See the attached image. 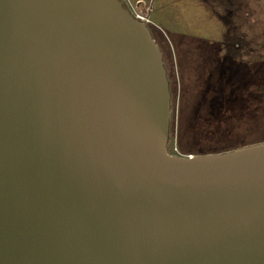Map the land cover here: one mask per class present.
<instances>
[{"label":"water","instance_id":"obj_1","mask_svg":"<svg viewBox=\"0 0 264 264\" xmlns=\"http://www.w3.org/2000/svg\"><path fill=\"white\" fill-rule=\"evenodd\" d=\"M170 98L124 0H0V264H264V141L171 153Z\"/></svg>","mask_w":264,"mask_h":264},{"label":"trees","instance_id":"obj_2","mask_svg":"<svg viewBox=\"0 0 264 264\" xmlns=\"http://www.w3.org/2000/svg\"><path fill=\"white\" fill-rule=\"evenodd\" d=\"M190 40L175 51L178 152L204 155L263 142L264 60L253 56L240 63L220 54V45L203 51Z\"/></svg>","mask_w":264,"mask_h":264},{"label":"flooded vegetation","instance_id":"obj_3","mask_svg":"<svg viewBox=\"0 0 264 264\" xmlns=\"http://www.w3.org/2000/svg\"><path fill=\"white\" fill-rule=\"evenodd\" d=\"M135 15L141 12L146 17L144 21L155 44L157 45L162 59L164 60L165 43L171 46L168 35L179 34L184 37L185 31L177 28L171 22L184 20L189 17L197 18L199 14H206L216 20L222 28L224 35L230 38V57L238 52L259 57L264 60V0H124ZM238 22L241 24L238 25ZM199 28L201 23H198ZM208 27H204L207 29ZM243 35L255 38L260 35V48L255 50L252 42L246 43L245 36H234L232 32L240 30ZM243 41V43H242ZM183 45L185 43H182ZM226 44V43H225ZM187 45V44H185ZM220 45L221 44H212ZM227 45V44H226Z\"/></svg>","mask_w":264,"mask_h":264},{"label":"rangeland","instance_id":"obj_4","mask_svg":"<svg viewBox=\"0 0 264 264\" xmlns=\"http://www.w3.org/2000/svg\"><path fill=\"white\" fill-rule=\"evenodd\" d=\"M174 26L177 28H181L183 31H185V27H187L186 31L184 34V37L188 38L185 39L179 34H171L168 35V38L171 40V46L167 43H165V51H164V66L167 72L168 76V81H169V89H170V111H171V118H170V123H169V132H168V141H167V150L171 153H175L174 150H177L176 147V138H177V129L179 125V117H178V110H179V105H180V92H181V84L178 81V74H177V60L179 58L175 57V51H177V48L181 45V42H186L188 43L191 41L190 39H195L193 43H195L198 47L199 50H206V47H208L210 44H221V53L224 55L229 54L228 46L230 42L229 36L224 35L222 32V28H220V24L214 20L211 19L208 15L206 14H199L197 18H192L189 17L184 20H177L175 22H171ZM198 23H201V27L199 28ZM240 23L238 22V25ZM241 25V24H240ZM208 27L207 29H204V27ZM241 32L243 30L241 29L240 31H235L232 32L235 34L234 36H245L246 43L252 42V46L255 48V50H258L260 48V35H256L255 38H251L250 35H243ZM227 45H226V44ZM243 43V41H242ZM190 44V43H189ZM230 47V46H229ZM231 48V47H230ZM253 56L248 54L247 52H238L233 55V57H230V60H234L237 62L242 63L245 60H248L249 58H252ZM178 155H184L181 153H177Z\"/></svg>","mask_w":264,"mask_h":264},{"label":"built area","instance_id":"obj_5","mask_svg":"<svg viewBox=\"0 0 264 264\" xmlns=\"http://www.w3.org/2000/svg\"><path fill=\"white\" fill-rule=\"evenodd\" d=\"M135 16H136L138 19H140V20L147 21V19H146V17L144 16V14L141 13L140 11L137 12V13L135 14ZM174 151H175L176 154L178 153L176 150H174Z\"/></svg>","mask_w":264,"mask_h":264}]
</instances>
